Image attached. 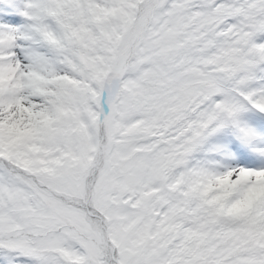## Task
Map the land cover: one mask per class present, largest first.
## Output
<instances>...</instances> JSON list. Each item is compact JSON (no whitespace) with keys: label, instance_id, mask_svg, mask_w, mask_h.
Instances as JSON below:
<instances>
[{"label":"snow or ice","instance_id":"1","mask_svg":"<svg viewBox=\"0 0 264 264\" xmlns=\"http://www.w3.org/2000/svg\"><path fill=\"white\" fill-rule=\"evenodd\" d=\"M0 264H264V0H0Z\"/></svg>","mask_w":264,"mask_h":264}]
</instances>
